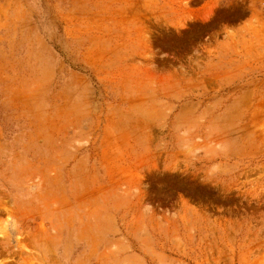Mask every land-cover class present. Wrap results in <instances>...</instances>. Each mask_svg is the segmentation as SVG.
<instances>
[{"label": "rangeland", "instance_id": "obj_1", "mask_svg": "<svg viewBox=\"0 0 264 264\" xmlns=\"http://www.w3.org/2000/svg\"><path fill=\"white\" fill-rule=\"evenodd\" d=\"M0 264H264V0H0Z\"/></svg>", "mask_w": 264, "mask_h": 264}, {"label": "clouds", "instance_id": "obj_2", "mask_svg": "<svg viewBox=\"0 0 264 264\" xmlns=\"http://www.w3.org/2000/svg\"><path fill=\"white\" fill-rule=\"evenodd\" d=\"M226 32V31H225ZM228 38V34L226 32V35H225V38L224 39H227ZM181 147L183 149V143L181 144ZM216 151L218 153H223V152H227L228 151V146L224 143H221L219 145L216 146ZM193 159H195V156L192 157ZM224 171V168H223V165L221 163H214L212 164L206 171L205 175L209 178H213L219 174H222ZM203 181L206 182L204 180V177H203ZM144 209H152V206L151 205H148V204H144Z\"/></svg>", "mask_w": 264, "mask_h": 264}]
</instances>
